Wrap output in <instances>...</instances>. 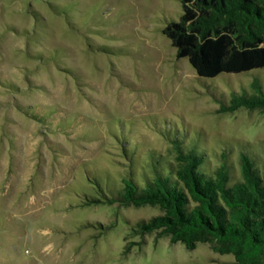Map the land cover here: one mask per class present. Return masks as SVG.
<instances>
[{"label":"rangeland","instance_id":"1","mask_svg":"<svg viewBox=\"0 0 264 264\" xmlns=\"http://www.w3.org/2000/svg\"><path fill=\"white\" fill-rule=\"evenodd\" d=\"M181 12V0H0V264L233 259L216 242L135 234L158 206L85 203L88 175L126 170L122 146L137 145V177L148 150L172 157L166 135L201 131L209 164L223 151L238 178L239 149L264 165V110H218L253 76L264 84V67L200 78L162 33Z\"/></svg>","mask_w":264,"mask_h":264},{"label":"trees","instance_id":"2","mask_svg":"<svg viewBox=\"0 0 264 264\" xmlns=\"http://www.w3.org/2000/svg\"><path fill=\"white\" fill-rule=\"evenodd\" d=\"M181 5L179 19L169 21L162 33L200 78L264 67V0H181ZM250 86V91H231L226 103L218 99V110H264V84L253 76ZM196 132L197 137L166 135L174 154L148 150L138 177L132 162L137 145L122 146L129 158L126 170L117 177L106 171L88 175L85 203L158 206L160 213L135 223V234L155 231L187 249L216 242V251L233 256L220 264H264V165L239 149L240 178L223 151H212L218 164L211 166L200 142L203 134Z\"/></svg>","mask_w":264,"mask_h":264}]
</instances>
